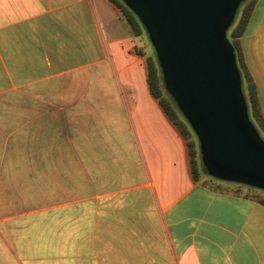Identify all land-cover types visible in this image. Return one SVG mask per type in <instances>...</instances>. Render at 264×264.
Here are the masks:
<instances>
[{"label": "crops", "instance_id": "crops-1", "mask_svg": "<svg viewBox=\"0 0 264 264\" xmlns=\"http://www.w3.org/2000/svg\"><path fill=\"white\" fill-rule=\"evenodd\" d=\"M241 42L264 114V0ZM136 44L109 0H0V264H264V201L194 179Z\"/></svg>", "mask_w": 264, "mask_h": 264}, {"label": "water", "instance_id": "water-1", "mask_svg": "<svg viewBox=\"0 0 264 264\" xmlns=\"http://www.w3.org/2000/svg\"><path fill=\"white\" fill-rule=\"evenodd\" d=\"M123 1L149 34L166 90L196 133L207 172L264 189V138L228 38L245 0Z\"/></svg>", "mask_w": 264, "mask_h": 264}, {"label": "trees", "instance_id": "trees-1", "mask_svg": "<svg viewBox=\"0 0 264 264\" xmlns=\"http://www.w3.org/2000/svg\"><path fill=\"white\" fill-rule=\"evenodd\" d=\"M109 1L119 7L122 19L126 22L130 31L134 35L140 36L146 33V29L137 14L123 0ZM255 3L256 0H245L243 2L237 12L234 23L228 30V38L235 48L237 62L242 73L243 88L248 100L250 116L264 137V114L259 101L256 83L245 62L241 42V37L246 29ZM147 68V80L151 93L158 100L164 112L187 141L191 172L194 179L200 180L203 177L204 172L210 175L202 162L201 148L196 133L187 118L180 111L174 97L166 90L163 74L156 56H149L147 58ZM210 177L213 178L211 175ZM205 182L214 188L224 187V185L214 183L211 180ZM236 183L240 186L245 185L238 182ZM258 196L264 201L263 197H260V195Z\"/></svg>", "mask_w": 264, "mask_h": 264}, {"label": "rangeland", "instance_id": "rangeland-1", "mask_svg": "<svg viewBox=\"0 0 264 264\" xmlns=\"http://www.w3.org/2000/svg\"><path fill=\"white\" fill-rule=\"evenodd\" d=\"M110 2V1H109ZM112 3V2H111ZM113 4V3H112ZM243 4V2H242ZM242 4L240 6H242ZM119 11L120 15H121V11L119 9V7H117L115 4H113ZM240 8V7H239ZM121 20L126 24V22L122 19L121 17ZM127 26V24H126ZM128 27V26H127ZM129 28V27H128ZM130 30V29H129ZM132 33V32H131ZM133 34V33H132ZM134 35V34H133ZM136 38H137V44L135 45V48L136 49H140L146 59V62H147V58L149 56H156L157 57V54H156V50L150 40V37H149V34L148 32L146 31V33H144L143 35H140V36H136L134 35ZM252 119V118H251ZM254 122V121H253ZM260 131V130H259ZM261 133V132H260ZM262 135V134H261ZM263 137V136H262ZM264 138V137H263ZM187 142V141H186ZM200 144V142H199ZM209 180L213 181L214 183H219V184H222V185H225V186H229L230 189H233L231 187H233L234 185H238V184H234L233 182H228V181H225V180H221V179H218V178H209ZM243 186V185H242ZM243 187L247 188V187H250L252 190L258 192V194L260 195V197H263L264 198V189L262 188H258V187H255V186H249V185H244Z\"/></svg>", "mask_w": 264, "mask_h": 264}]
</instances>
